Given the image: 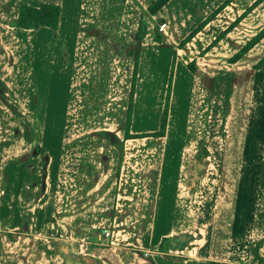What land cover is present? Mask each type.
Returning <instances> with one entry per match:
<instances>
[{"label": "rangeland", "instance_id": "374dc122", "mask_svg": "<svg viewBox=\"0 0 264 264\" xmlns=\"http://www.w3.org/2000/svg\"><path fill=\"white\" fill-rule=\"evenodd\" d=\"M151 1L136 0L134 7L128 0H93L91 11L85 12L87 2L82 8H75L80 17H94L111 35L115 33L116 39L110 36L100 50L94 49L97 60L92 70L63 69L61 48L37 49L38 41L32 36L18 37L12 49L11 41L10 49L5 42L0 43V203L2 199L3 207L13 205L17 208L20 216L15 213L11 219L22 222L31 219L39 227L45 223L49 225L47 232L32 239L38 247L48 249L45 254L49 261H44L45 264H67V258L70 264H77L80 253L85 252L84 249L76 252L78 238L87 245H96L94 242L99 241L96 235L100 234V240L104 241L106 235L102 224L115 193L114 166L123 133L130 68L135 53L136 79L133 81L128 131L156 130L166 101L162 140L152 137L146 140L140 138L142 136L121 140V148L151 143L157 149L162 148L161 158L155 161L162 167V177H154L151 181L157 184L160 179L155 231L151 233L153 242L149 247L155 248L162 237H169L164 256L170 262L166 263L164 259L153 262L175 264L176 258H186L190 254V248L195 254L202 251L200 238L204 232L198 229L209 210L213 214L205 253L213 259L209 264H229L235 258L229 236L234 237L238 229L241 230L239 218L242 215L244 227L249 217L245 211L252 209L253 212L254 201V195L247 190L250 184L243 183V189L238 184L241 159L251 161L258 157L252 149L244 152L242 157L244 144L254 140L253 136L256 141L264 130V100L260 97L263 90L254 85L259 73L251 68L258 50L243 56L228 70L220 67L212 71L199 69L191 75L185 62L193 57L187 51L198 49L204 38L210 37L209 26L201 27L208 19L202 22L195 35L182 41L179 54L168 40L156 42L150 38L156 31L153 30L154 23L161 17L155 11L156 16H149V24L143 18L150 15L146 7ZM174 1L175 8L166 26L172 38L190 28L218 0ZM104 3H108V8ZM161 9H167V6L163 5ZM222 17L223 13L212 25L219 26ZM83 26L89 28L90 23ZM103 48L108 49L102 51ZM127 51L131 52L127 54ZM90 57L85 55L83 63L87 67ZM247 134L253 136L246 137ZM139 155L134 151L128 161L132 165L143 164L145 157ZM196 161L198 169H195ZM202 163L204 167H200ZM178 164H181L180 169ZM246 164L244 161V166ZM247 170L243 168V172ZM45 175L52 183L44 182ZM13 191L15 200H11L13 195L8 198ZM175 193L187 197L180 203L188 208L186 214L192 213V219L170 236V233L161 235L159 229L174 221L170 200L164 198L166 194ZM46 194L50 195L48 201ZM260 195L256 198L259 212L250 216V224L263 227L264 196ZM211 196H215L214 200L209 199ZM188 198L194 208L190 207ZM35 200V206L30 208ZM45 203L48 208L44 214L41 207ZM236 209L245 211L240 215L237 212L233 222ZM8 220V216L0 217V225ZM18 227L22 230L21 224ZM180 233L182 239L178 236ZM50 235L66 239L70 249L68 256L66 253L61 256ZM27 237L24 238L26 241L31 240V236ZM103 251L106 256L105 252H109L116 264H135V257L141 259L146 255L134 247ZM23 253L28 255L27 251ZM58 255L66 261L62 262ZM242 256L239 252L238 259ZM221 258L225 262H220Z\"/></svg>", "mask_w": 264, "mask_h": 264}, {"label": "crops", "instance_id": "0c3cea01", "mask_svg": "<svg viewBox=\"0 0 264 264\" xmlns=\"http://www.w3.org/2000/svg\"><path fill=\"white\" fill-rule=\"evenodd\" d=\"M19 2H23L32 6L38 5V3L40 2H53L58 4L59 14L56 27L54 29H49L44 26H37L36 28H20L9 24L8 21L15 17ZM86 2L88 3V6L85 12L87 10L91 11V3L93 5V0H0V43L5 42L6 46H8V49H10L9 43L11 41L12 49L17 42L18 37L20 39L22 36H32L34 40L37 39L38 41L37 49H40L41 47H43L42 49L44 50L45 48L47 50H52L57 47L61 48L63 55V58H61L63 69L66 70V68L68 67L69 70L70 67H73V69H75V72L82 70L84 71V68L86 70H92L93 65L97 60V58L95 59L94 57V49L100 50L101 47L104 46V41L108 37L112 36L113 40L116 38L114 32H112L111 35L105 28L97 24L98 21H96L94 17L86 18L85 16H79L80 12L75 8H82V6L86 4ZM128 2L131 6L135 7L137 5L136 0H128ZM253 2L254 0H218L215 4L210 6V8L206 10L204 14L196 19V21L190 28L184 30V32L179 37L173 36L174 38H172V36L166 30V26L169 22L168 20L171 19L170 16L175 8V1L167 0L163 4L167 6V9L162 10L161 7H163V5H161L159 9L156 10V12L158 11L157 14L161 16L160 18H158L159 22L164 23L163 29L162 31H157L156 24L158 22H155L153 30L156 29V31L150 35V38H152L153 40V35L157 32V34L159 35V41L168 40L173 44L174 47H176V52L180 54V41L184 40L188 36L192 37L193 35H195V33L198 31V28L195 27L201 21H203L206 16L212 13L211 16L207 18L208 20L206 21V23L201 26H209L208 28L211 30V32L209 33L210 37L204 38L198 49L187 51V54L190 55V57H193L188 60L194 61L192 69L190 70L191 75L194 74V72H197L199 69H211L209 71H212L213 69L220 67L228 70L232 68L234 64L239 61V59L243 58V56L247 55L252 50H258V52L255 54L257 55V58L253 60L251 68H253V70H258L259 74L255 76L254 85L257 88L263 90L262 93H260V97L264 100V63L258 68L253 67V64L256 62V60L264 54V34L238 59L233 62L227 61V58L264 24V0H258L255 3ZM70 5L72 7H69ZM103 5H106V8H108V3H104ZM222 13V22L219 23V26H213L212 23L214 22V20ZM154 14L155 13L150 15L148 14V17L145 15L143 18L149 24V16H156ZM235 18H237V21L228 27L229 23ZM87 22L90 23L89 28L83 26L84 23ZM66 27H68V29H65ZM100 27L103 28V30ZM85 28H87L86 31ZM20 45L25 46V44L21 42ZM2 48L4 51L5 47L2 46ZM107 49L103 48L102 51H107ZM76 51L78 53H76ZM127 52V54H129L131 51ZM87 54H89V57L93 54V56L89 58L90 60L88 67L83 63L85 62V55ZM74 56L76 57L74 58ZM188 60L185 62V65L187 62H189ZM73 79L74 76L71 78L72 82ZM244 80H247V78H245ZM129 132L137 133L140 131L130 130ZM248 136L250 137L253 135L247 134L246 137ZM133 138L136 137L125 138L124 140ZM140 138H144L146 140H149V138L153 140H162L163 135H148L142 136ZM253 138L254 140H251L249 144H244L245 151H243L242 157L244 156V152L250 151L251 149V151L258 153V157L256 159H252L251 161L250 159H241L242 168L240 167L239 169L240 179L238 180V184H240L241 189L244 188L243 183L250 184L249 189L247 188V190L249 193L251 192L254 195L253 212L252 209H250V211H245L244 209H236L233 213V222H235L236 220L234 217L236 216L237 212H239L240 215L243 210L245 211V213L247 212L245 215L249 217L243 227L241 225V220L244 216H240L241 218H239V226H241V230L238 229V234L234 237L229 236L231 240V253L235 255L234 259L240 260L236 261L234 259H231L230 262L226 261V263L229 262V264H264V226L258 227L253 223L250 224V216L252 217L254 216V214H256V212H259V208L256 207V198L259 197L258 194L260 193L264 196V130L259 135V138L256 141L254 136ZM248 145L249 149L247 148ZM138 146L136 145L133 147H129L128 145L127 147L123 145L118 166V173L114 182L115 193L111 196L110 207L108 211L105 212L107 218H105L104 224H102V230L107 232V235L103 238L104 241H101V235L97 234L96 238L99 241L94 242L96 245H87L82 239H76V242L80 241L82 242V247L84 246L81 250H85L84 253H80V256L76 260L77 264H116V262H114V257L111 256L109 252H105L106 254H108L106 256L103 253V250L105 249L106 251V249L110 250L119 247H134L137 251L145 252L146 255L143 258H134L135 264H155L153 261H157V259H164L163 261H165L166 263L169 261L168 257L164 256L167 251H158L156 250V247H149V244L153 242L151 233L155 231V208L156 200L159 194L160 179H158L157 184H154L151 181L154 180V177H162V167L159 163L155 162L161 158L162 148L160 147L159 149H157V147L153 143L148 144V146ZM134 151L140 153L139 157H145V160L141 159L143 161V164L136 165V163H133L132 165V163L128 161L130 154L134 153ZM244 161L247 162L245 166ZM116 163L114 168L116 167ZM180 167L181 164H178V169H180ZM200 167H204V164L202 163ZM198 168L199 165L196 161L195 169ZM243 168L248 169V172H243ZM195 171L197 172V170ZM193 176L196 177V174H193ZM243 179L245 180L244 182H242ZM44 182L52 183L51 179L46 175ZM12 189H14V186ZM31 191L32 189H30L28 195ZM13 194L14 191L8 198H11ZM182 194L183 193H175V195H165L167 197H165L164 199L167 201L170 200L171 209L174 211V221L170 225L164 226L163 228L159 229L158 232L163 233L161 235H168L170 233L168 235L170 236L172 232H177L181 228V226H183V223H190L192 219V213L190 212L186 214V209L188 208H185V205L180 203L181 200L187 199V197H182ZM47 196L48 201L50 200V195ZM214 198L215 196H211L209 199L214 200ZM11 200H15L14 195L12 196ZM188 200L191 207V199L188 198ZM206 200L207 203H209L207 198ZM35 202L37 201H33L32 205L30 204V208H33V205L35 206ZM3 203L4 201L1 199L0 217L8 216L9 220L6 224L0 225V264H45L44 261H49L47 259L48 257L45 254L47 253L46 250L48 249H44L41 244L40 245L42 247H38L36 242L33 243L32 239L35 237L38 238L37 235H41L42 232H47L49 225L45 223L43 227H39L34 225L31 219L27 220L26 222H22L21 219L19 220L17 218L11 219L12 216L14 218L15 213L17 214V216H20V213H18V210L16 211L17 208H14L13 205L11 208L3 207ZM46 205L47 203H45L44 207H41L45 210L44 214L46 213V209L48 208ZM37 206L40 207L39 205ZM190 207L189 210H191ZM192 207L194 208L195 205L193 204ZM29 216L31 217V215ZM45 216H48V214ZM212 217L213 214L211 210H209L208 214L202 217V227L198 229L199 232H204L203 234H201L202 238H200V248L203 249V252L200 250V252L195 254L194 249L190 248L188 251L190 254H188L186 258H176V260L174 261L175 264H209V261H213V259L209 258V256L205 254L207 253L209 238L208 233L209 227L211 226ZM20 224L22 226V230H20L18 227V225ZM121 231H123L122 235L118 234V232ZM21 234L27 235V238L31 236V240L26 241L24 239L26 237H22ZM49 237L52 238V242L60 250L61 256L64 253H66L68 256V252H70V249L67 246L68 243L66 244L64 241L66 239H63L60 236L58 237L53 235H50ZM233 242L234 246L232 247ZM255 242H257V245ZM59 243L60 245H58ZM180 244H182V242ZM99 248H101V250H98ZM23 251H27L28 255L24 253L22 254ZM76 252L82 251H79L77 248ZM239 252H242L243 254L241 259H238ZM81 254H83V257L81 256ZM59 258L62 260V262L66 261L60 256ZM219 261L225 262L222 258L219 259ZM66 263L70 264V262H68V258Z\"/></svg>", "mask_w": 264, "mask_h": 264}, {"label": "trees", "instance_id": "16d2710c", "mask_svg": "<svg viewBox=\"0 0 264 264\" xmlns=\"http://www.w3.org/2000/svg\"><path fill=\"white\" fill-rule=\"evenodd\" d=\"M167 0H152L147 5V12L150 14L155 13V11L163 5ZM258 0H254L253 3L257 2ZM252 3V4H253ZM217 9V8H216ZM215 9V10H216ZM58 14H59V6L56 3L53 2H40L36 6L28 5L23 2H19L16 10L15 17L12 21H9V24H13L20 28H36L37 26H44L49 29H54L57 24L58 20ZM212 13H210L208 16H206L205 19H207L209 16H211ZM235 18L233 21H231L228 25L231 26L234 24L237 20ZM203 20V21H204ZM201 21L195 28H198L201 26ZM264 34V24L260 27L258 31H256L251 37H249L243 44L239 46V48L233 52L228 58V62H233L236 59H238L248 48H250L255 42H257L261 36ZM139 37V29L136 31V40H138ZM153 40L158 42L159 41V35L157 32L153 35ZM183 40L180 41L179 44L182 43ZM214 41V40H213ZM211 41V42H213ZM135 55H133V61H132V67H131V73H130V83L128 88V96H127V103L125 108V114H124V120H123V133L121 140L125 138H132V137H140V136H161L164 133V127L166 122V101H164L162 110L159 117V123L158 128L154 131H146V132H139V133H131L128 131V123H129V114L131 109V99H132V90H133V81L135 78V66H136V60ZM264 63V54L261 55L256 62L253 64L254 68L260 67ZM186 66L189 70L192 69L193 62L189 61L186 63ZM120 140L119 143V150L117 153V159H116V167L114 171V177L116 179L117 173H118V166L121 158V144L122 141ZM170 239L169 237H162L160 242L156 246V250L158 251H167V241ZM167 241V242H166Z\"/></svg>", "mask_w": 264, "mask_h": 264}, {"label": "built area", "instance_id": "2783aa9c", "mask_svg": "<svg viewBox=\"0 0 264 264\" xmlns=\"http://www.w3.org/2000/svg\"><path fill=\"white\" fill-rule=\"evenodd\" d=\"M163 26H164V23H163V22H158V23L156 24V29H157V31H162ZM105 235H107V232H105ZM77 248H78L79 251H81V249L83 248V247H82V242H80V241L77 242ZM142 252H143V254H145L144 251H142Z\"/></svg>", "mask_w": 264, "mask_h": 264}, {"label": "flooded vegetation", "instance_id": "af4514ba", "mask_svg": "<svg viewBox=\"0 0 264 264\" xmlns=\"http://www.w3.org/2000/svg\"><path fill=\"white\" fill-rule=\"evenodd\" d=\"M179 235H180V234H179ZM179 235H178V236H179ZM179 238L182 239L183 237L180 235ZM180 239H179L178 241H180ZM178 243L180 244V242H178Z\"/></svg>", "mask_w": 264, "mask_h": 264}, {"label": "water", "instance_id": "95a60500", "mask_svg": "<svg viewBox=\"0 0 264 264\" xmlns=\"http://www.w3.org/2000/svg\"><path fill=\"white\" fill-rule=\"evenodd\" d=\"M180 235H182V233H180ZM180 235H179V236H180Z\"/></svg>", "mask_w": 264, "mask_h": 264}]
</instances>
